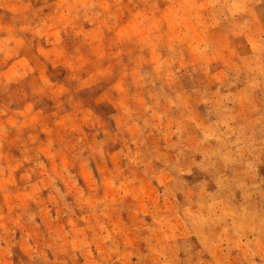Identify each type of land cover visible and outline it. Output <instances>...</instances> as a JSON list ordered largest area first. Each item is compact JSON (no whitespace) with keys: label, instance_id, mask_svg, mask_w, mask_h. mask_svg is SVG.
Returning <instances> with one entry per match:
<instances>
[{"label":"clouds","instance_id":"clouds-1","mask_svg":"<svg viewBox=\"0 0 264 264\" xmlns=\"http://www.w3.org/2000/svg\"><path fill=\"white\" fill-rule=\"evenodd\" d=\"M0 264H264V0H0Z\"/></svg>","mask_w":264,"mask_h":264},{"label":"rangeland","instance_id":"rangeland-1","mask_svg":"<svg viewBox=\"0 0 264 264\" xmlns=\"http://www.w3.org/2000/svg\"><path fill=\"white\" fill-rule=\"evenodd\" d=\"M187 179H191V178H187ZM17 198L22 199V198H23V194H21V193H17ZM6 203L8 204L9 207H11V205H12V200H11V199H8V200L6 201Z\"/></svg>","mask_w":264,"mask_h":264}]
</instances>
